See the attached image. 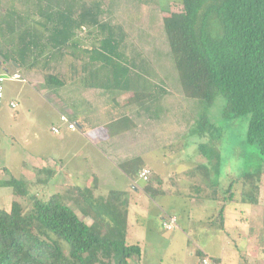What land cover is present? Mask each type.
<instances>
[{"label": "trees", "instance_id": "16d2710c", "mask_svg": "<svg viewBox=\"0 0 264 264\" xmlns=\"http://www.w3.org/2000/svg\"><path fill=\"white\" fill-rule=\"evenodd\" d=\"M44 1L46 6L41 5L39 13L49 16L44 28H52L47 31V42L53 49L68 48L74 31L86 27L94 34V44L88 55H79L80 60L119 65L120 71L113 76L116 86L112 85V89L132 92L144 105L150 104L151 94L159 98L169 94L163 84L157 85L153 80L157 75L153 64L159 63L156 51L155 58L150 60L128 43L124 27L114 23L101 0ZM171 2L180 5L181 10H161L162 33L184 96L197 100L204 108L221 97L224 119L248 116L245 143L254 145L264 160V0ZM0 8L6 14L15 12L5 5ZM74 13V19L67 16ZM55 15H62L61 23L53 22ZM55 32L61 37L55 38ZM4 57L2 65L9 60L7 53ZM44 81L46 86H52L56 78L46 75ZM101 84L110 88L109 83ZM194 125L195 135L204 140L198 143V152L213 169L208 166L193 169L209 181L207 175L211 171L216 173L220 162L216 145L223 129L205 112ZM263 173L261 166L241 172L230 181L223 197L217 193L216 184L211 183L210 198L220 208L208 227H215L218 217L219 229H223L225 203L234 201L235 183L242 186L241 202L257 205ZM36 182L46 184L47 179ZM0 187L10 188L14 196L25 197L29 182L11 177L0 181ZM66 193V196L51 194L45 201L29 195L28 210L18 201H13L8 210L0 209V264H132L133 256L139 263L140 245L127 241L128 218L126 206L119 203L121 193L111 191L102 197L89 187L79 186L68 188ZM67 200L83 217L64 202ZM196 255L198 259L204 257L201 251H196Z\"/></svg>", "mask_w": 264, "mask_h": 264}, {"label": "rangeland", "instance_id": "374dc122", "mask_svg": "<svg viewBox=\"0 0 264 264\" xmlns=\"http://www.w3.org/2000/svg\"><path fill=\"white\" fill-rule=\"evenodd\" d=\"M101 1L104 8L108 7L114 23L124 27L128 43L141 50L150 60L155 58V51L158 54L159 63L153 64L156 66L157 74L153 80L157 85L163 84L169 93L165 97L168 100V105L166 104L168 111L165 116L162 115L163 118L155 119L154 127L161 131V137L158 136L157 141L153 139L149 142L152 145L154 143L159 145L158 152L167 154V159L175 160L177 157H182L180 159L182 162L174 164L171 170L173 177L178 178L176 180L179 183L178 188H183L182 185L185 188H190L189 192H182L184 189H179L178 195L168 198L170 205H162V202L146 194H141L138 199L140 204L138 202L136 208L134 205H130L131 210H134V213L136 211V214L133 213L131 217L128 215L127 241L139 244L141 247L142 254L138 264H264V173L257 205L241 202L242 186L240 183L234 184L232 190L234 201L225 203L223 229H219L218 217L215 218V227L209 228L207 224L210 225L213 219H208L205 222L203 217L209 216L210 213L205 216L200 213L192 214L188 212L187 207L185 209L184 203H181V199L185 200L189 194L195 199L202 198L204 194L209 195L211 183L212 185L216 184L217 193L223 197V191L232 179L238 178L245 170L260 166L264 168V160L261 159L262 157L254 145L245 143L248 116L224 119L221 115L223 106L221 97H217L211 107L204 108L197 100L184 96L163 38L161 22V10L179 12L180 5L171 2L175 0ZM23 8L24 5L18 3L11 10L26 14ZM54 9L56 10V8ZM29 18L31 19L28 23L31 24L30 26H33L38 20V16L29 15ZM85 34L86 31H82V35ZM2 37L0 29V55L3 56L7 48H3L6 42L3 44ZM14 43L16 44V39ZM8 80L4 84L5 88L6 85L11 84ZM5 93L6 98L0 108V181L8 180L11 177L27 181L29 182L28 196L34 194L43 201L51 194L59 193L61 196H66L67 190L63 189L62 184H64L63 182L68 183V180L60 183L55 181L58 177L57 174L62 172L59 164L55 166L53 161H48L46 158L41 159L47 156L57 159L62 154L71 156L73 151L69 148L72 141L63 139L62 132L59 135L51 133L50 122L47 120L53 117L52 114L49 118L48 115L43 116L39 110L33 109L21 97L15 98L17 108L11 109L9 100L15 96H9L7 90ZM204 112L216 126L223 129L222 138L216 145L220 153V162L216 167L218 168L217 172L211 171L207 175L210 178L209 181H204V176L193 169L196 164L194 157L197 154V145L203 140L195 135L194 123ZM55 125L59 126L61 130L64 128L58 119ZM147 143L141 145L142 152L147 150ZM73 144L75 145V143ZM81 146L82 144H80ZM169 151L174 154L169 156ZM80 152L87 156L85 149ZM28 154L31 156H27ZM157 155L156 152L149 157L153 159ZM83 160H81V164H83ZM4 167H7L6 171H3ZM111 169L112 179L115 177L111 189H122L125 186L123 174L117 166H112ZM208 169L212 170L213 167L210 168L208 165ZM181 172L183 173L180 174ZM63 177H65L64 174ZM37 179H47V183L39 184L36 182ZM181 182L183 183L181 184ZM100 192L102 197L107 194V190ZM28 196L17 197L12 194L10 188L0 187V209L8 210L13 201H18L25 210H28L31 206ZM64 202L80 217H83L71 202L68 200ZM156 204L158 208L155 207ZM161 207H168V211L174 210L172 214L179 216V223L176 222V226L171 231L162 230L160 226L161 212L158 209L160 210ZM219 208L220 205L216 210L217 213H219ZM125 209L130 210L126 207ZM211 211L210 208L208 212ZM137 213L139 214L137 215ZM187 217H189V224H187ZM86 220L90 221L89 218ZM180 228H184L185 231L182 232ZM199 248L209 251L203 253L204 257L201 259H198L196 255V251H200ZM131 260L132 264L137 263L136 256H133Z\"/></svg>", "mask_w": 264, "mask_h": 264}, {"label": "crops", "instance_id": "0c3cea01", "mask_svg": "<svg viewBox=\"0 0 264 264\" xmlns=\"http://www.w3.org/2000/svg\"><path fill=\"white\" fill-rule=\"evenodd\" d=\"M36 1L1 0L0 5L2 4V6L0 7L5 5L12 9L14 5L21 3L24 5L23 9L26 14L21 12L6 14L5 10L0 8L2 41L3 44L6 42L3 48H7L5 53L9 56V60L2 65L4 54L0 55L3 59H0V67L7 73H16L20 76L18 80H8L11 84L6 85V88L4 85V100L6 98L5 90L9 96H15L9 100L11 109L17 108L15 98L21 97L33 109L39 110L43 116L48 115L49 118L52 114L51 119L47 118V121L50 122V131L52 127L56 126L55 123L57 119L59 120L60 115L66 116L70 122L76 125V129L72 131L61 123L64 128L61 130L57 126L59 127L58 134L51 131L53 135H59L62 132L63 139L75 143L74 145L72 142H68L71 144L69 149L73 151L71 156L62 154L57 159H51L48 156L40 157L41 160L46 158L48 161H53L55 166L59 164L62 172L58 170L60 173L57 174L58 177L55 181L60 183L68 180L69 184L65 182L62 184L63 189L66 190L72 186L89 187L94 190L96 196H101L100 191L105 192L106 190L107 194L111 191L121 193L120 206L122 204L130 209L126 210L127 218L128 215L131 217L134 213L130 205H134L136 208L138 202L140 204L138 199L141 194L152 196L162 202V205H170L168 198L178 195L179 189H184L182 192H189L190 188H185L183 185V188H178L179 183L176 182L178 178L173 177L171 170L174 164L182 162L180 160L182 157H177L176 162L174 159H167V154L158 152L159 145L157 146L155 143L152 145L149 142L153 139L157 141L158 136L161 137V131L154 127L155 119H160L162 115L165 116L168 111L166 109L168 100L165 99L168 95H162L159 98V96L151 94L150 104L144 105L141 99L136 100L132 92L112 89V85L116 86L113 76H117V71H120L119 65L112 66L110 63L103 65L80 60L79 55H88L94 44V34L89 32L86 27H82L80 31H74L75 37L69 42L68 48L53 49L47 42L49 40L47 31L52 28L50 26L48 30L44 28L49 16L39 13L41 12L39 7L41 5L45 7L46 1L42 0V4H39L38 1L36 3ZM29 15L38 16V20L33 26L28 24L31 21ZM67 16L74 19L76 13ZM54 17L53 22L61 23L62 15ZM59 27L62 28L61 24ZM82 31H86V34L82 35ZM55 34V38L61 37L60 34L57 35L56 32ZM15 39L16 44L14 43ZM21 53L23 54L20 55ZM15 62H18L20 66ZM95 70L98 72L96 73ZM46 75H53L56 78L54 85H45ZM103 81L106 84L109 83L110 88L104 87L101 84V82L104 83ZM11 102L16 103L15 108L10 106ZM145 142H148V148L142 152L141 145ZM80 144H82L81 147ZM84 149L87 156L80 152ZM156 152L158 153L157 157L151 159V154ZM168 153L169 156L174 154L171 151ZM196 153L194 167L208 166L206 159L199 154L198 149H196ZM27 156H31V154ZM188 156H190L189 153ZM81 160H83V164L80 163ZM151 160L153 161L150 162ZM112 166H117L123 174L125 186L122 189H111L115 179V177L112 179ZM142 169L150 171L148 178L150 182L147 183L139 178ZM204 189L206 190V188ZM207 196L204 194L202 198L195 199L189 194L185 200L181 199V203L183 202L185 209L187 207L188 212L192 214L200 213L205 216L210 213L209 216L203 217L206 222L211 219L214 212L216 213L219 205L210 198V195ZM161 208L158 211L161 212L160 226L162 230H165L162 227V222L168 216H175L177 224L179 223V216L172 214L174 210L168 211V207ZM210 208L212 211L208 212ZM127 222L129 226V219ZM189 222V217H187V224ZM186 225L184 226L186 227ZM179 227L182 226L179 225ZM180 229L182 232L185 231L184 228ZM199 250L202 253L207 251H203L202 248Z\"/></svg>", "mask_w": 264, "mask_h": 264}, {"label": "built area", "instance_id": "2783aa9c", "mask_svg": "<svg viewBox=\"0 0 264 264\" xmlns=\"http://www.w3.org/2000/svg\"><path fill=\"white\" fill-rule=\"evenodd\" d=\"M20 78V76L16 73H7V72H0V104L3 102L4 100V84L5 82L9 79V80H18ZM10 106L12 108L16 107V103L11 102ZM59 122L64 124L66 126V128L68 130H75L76 129V125L72 122H70L66 116L64 115H60L59 116ZM51 131L54 134H58L59 133V127L54 126L51 128ZM149 174L150 171L148 169H142V171L139 173V178L142 181H147L149 178ZM176 226V218L175 216H168L164 219V221L162 222V227L167 230L170 231L172 229H174V227ZM204 263H206L204 261Z\"/></svg>", "mask_w": 264, "mask_h": 264}]
</instances>
